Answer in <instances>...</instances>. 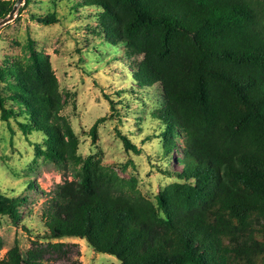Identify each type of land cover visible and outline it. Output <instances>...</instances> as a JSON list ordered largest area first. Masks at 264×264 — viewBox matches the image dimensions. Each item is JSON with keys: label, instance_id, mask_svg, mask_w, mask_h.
Listing matches in <instances>:
<instances>
[{"label": "trees", "instance_id": "trees-1", "mask_svg": "<svg viewBox=\"0 0 264 264\" xmlns=\"http://www.w3.org/2000/svg\"><path fill=\"white\" fill-rule=\"evenodd\" d=\"M68 1L99 9L105 38L138 58L130 62L132 80L161 98L149 118L161 156L166 165L175 157L181 170L170 174L157 160L174 181L154 205L134 181L91 157L80 160L49 58L28 39L27 57L0 65V120L17 117L9 103L17 104L28 117L18 123L22 134L46 136L37 155L79 166L44 202L42 239H83L119 264H264V0ZM11 10L0 1V20ZM32 18L57 22L54 14ZM109 117L94 123L93 141ZM116 136L125 152L141 153L118 130ZM23 200L0 195V216L17 224ZM34 245L23 264L71 253L61 243Z\"/></svg>", "mask_w": 264, "mask_h": 264}, {"label": "rangeland", "instance_id": "rangeland-1", "mask_svg": "<svg viewBox=\"0 0 264 264\" xmlns=\"http://www.w3.org/2000/svg\"><path fill=\"white\" fill-rule=\"evenodd\" d=\"M0 1H8L12 7L16 2ZM51 14L57 22L49 25L32 18ZM100 14L92 7L76 9L68 0H23L13 20L0 27V65L27 57V40H33L34 50L48 56L58 82L63 104L60 114L78 140L76 155L80 160L91 157L120 178L134 181L140 193L156 205L160 191L174 181L159 172V161L160 168L170 174L180 171L181 166L175 157L166 165L161 156L163 142L156 137L159 131L149 121L161 106L158 90L147 93L138 88L130 64L138 58L124 44L105 38L98 27ZM106 98L113 102L112 111ZM9 104L18 115L8 123L0 120V195L20 197L24 203L17 224L8 216H0V262L23 264L34 243L38 247L61 243L63 250L71 253L47 254L43 264H119L112 256L95 253L83 239H42L45 228L40 213L44 202L57 185L73 179L79 166L55 164L38 156L36 150L47 148L46 136L35 131L24 136L18 123L27 122L28 117L17 104ZM109 115L97 125L93 141L89 134L92 126ZM116 130L140 147L141 153L125 152ZM147 136L150 140L141 144Z\"/></svg>", "mask_w": 264, "mask_h": 264}, {"label": "water", "instance_id": "water-1", "mask_svg": "<svg viewBox=\"0 0 264 264\" xmlns=\"http://www.w3.org/2000/svg\"><path fill=\"white\" fill-rule=\"evenodd\" d=\"M22 1L23 0H16L14 6L12 7V10L8 14V16L0 21V27L13 20L14 15H15L18 7L21 5Z\"/></svg>", "mask_w": 264, "mask_h": 264}]
</instances>
